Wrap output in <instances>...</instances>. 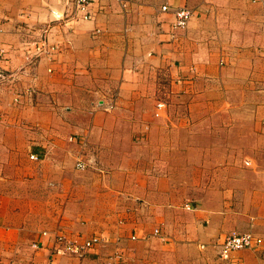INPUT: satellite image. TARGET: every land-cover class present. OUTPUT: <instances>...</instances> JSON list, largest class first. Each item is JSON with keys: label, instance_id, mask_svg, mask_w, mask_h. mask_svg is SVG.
<instances>
[{"label": "crops", "instance_id": "1", "mask_svg": "<svg viewBox=\"0 0 264 264\" xmlns=\"http://www.w3.org/2000/svg\"><path fill=\"white\" fill-rule=\"evenodd\" d=\"M69 5L0 0V69L13 73L0 78V258L92 263L89 253L50 256L46 231L101 235L93 251L103 264L115 253V264L142 255L147 264L169 255L175 264H219L207 244L248 225L231 209L238 196L219 177L211 202H200L199 188L187 209L180 191L207 180L185 186L182 176L209 172L220 135L233 128L244 133L230 141H253L264 159V0H93L90 20L68 17ZM180 7L193 13L175 28ZM44 26L55 50L29 64L24 48ZM245 193L252 229L259 222L264 231V194ZM252 234L259 246L236 252V264H264V234ZM32 242L43 243L32 250Z\"/></svg>", "mask_w": 264, "mask_h": 264}, {"label": "rangeland", "instance_id": "2", "mask_svg": "<svg viewBox=\"0 0 264 264\" xmlns=\"http://www.w3.org/2000/svg\"><path fill=\"white\" fill-rule=\"evenodd\" d=\"M9 75H13L12 72H6ZM229 116V115H228ZM227 120V117H226ZM235 121L234 119L231 120V122ZM247 131V130H245ZM243 132V130L241 128H233L231 129V131L228 132L229 137L227 135H220V143H219V147L218 150L220 153V157L217 158L216 160H214V165L213 168L209 170V172H206V174H204L203 176H197L195 175L197 172V170H194L193 172V177L192 176H182L184 178L183 183L185 184V186H187L186 182L189 180H193V179H198V178H205L207 180V184H203V185H198L199 187H196L195 185H192L190 187H188L185 191H180L182 196L184 197V200H186V202H188L189 205H185V207L187 209L192 208V205L195 204L196 202H198V200L200 198L196 197L198 193H203V199L200 200V202L202 203H208L211 202V196H212V191H214L212 189L213 186H215L214 184H212L211 182L217 181L220 177L221 182H222V187L221 188H231L230 190L235 193V195L233 197H237V204L233 205L231 208L232 210L236 207L237 211L242 212L241 214L242 217L240 218V222H243V224H248L247 227L244 229H232L228 232L225 233V235H230L232 233H243V232H251V233H257V234H264L263 230L258 227V223L255 225L256 229H252V222L256 219L255 214L253 213L252 208H255L253 206V199L250 198L248 201V193H245L247 191L253 190V191H260L263 192L264 194V190H261L260 187H264V176H262L261 174H259L260 170V166H263L264 168V159L261 158L259 156V152L261 151V149H256V147L253 146V141L251 142H243V141H233L231 142V138H237L239 135H241ZM244 133V132H243ZM259 135H257L256 137H258ZM229 138V140H228ZM254 138V137H253ZM198 141H200V145L201 146H205L203 147L204 149H206L207 144L204 140H202L201 137L198 138ZM254 147V148H253ZM208 149L210 150L211 148L209 147L208 144ZM264 149V148H263ZM253 150V151H257V156L255 155H250V157L252 158V160L248 159V158H244L245 155L249 154V152ZM229 153L230 155L227 157L224 155V153ZM263 153V151H261ZM250 161V162H249ZM176 165V163H175ZM180 166V165H179ZM217 167H219V172L221 173L220 175L217 173ZM226 168V169H224ZM230 168V169H229ZM224 169V170H222ZM213 170L215 171V173H213ZM201 182V180H200ZM182 183V184H183ZM202 183V182H201ZM181 185V184H180ZM260 185V187H259ZM186 188V187H185ZM184 188V189H185ZM200 188V190H198ZM226 190L221 189V192H225ZM245 193V194H244ZM207 194V196L205 195ZM226 199L230 198V196H227V194L224 196ZM163 224H159L156 225L154 227V229L158 230L159 232L162 230L161 226ZM261 225V224H260ZM164 226H166V224H164ZM254 227V226H253ZM153 229V230H154ZM95 236H98L99 241H101V235L99 234H94ZM163 235V234H162ZM41 236L45 237L46 240V244L44 246H48L49 244V248L53 247L54 244V239H55V234H47L46 231L41 232ZM103 237V236H102ZM135 235H131L130 239H134ZM161 239V238H160ZM163 240L161 239V241L159 240L160 243ZM220 241L219 238H217L215 241H211L207 244V246L209 245V247H214L215 251H216V261L219 264H236V252L243 250V249H236V250H232L229 253V256L227 257H222L220 254L217 253L216 250V242ZM43 242H32L30 244V247L32 248V250H37L39 247L42 246ZM95 246V245H94ZM92 246L89 249H87L88 251L84 252L82 255H76V258H83L85 256L89 254H91L93 256L92 258V263L91 264H103L105 262V260L103 261V259H100V254L99 252H95L93 251L94 249H96L97 247ZM202 246H206L205 244H202ZM210 247V248H211ZM149 247H146L144 249H147ZM153 248V247H152ZM159 248L158 244L154 245V250L155 252H157ZM188 249H190V247H188ZM251 249V248H249ZM172 254H178V251L176 253V249H172ZM144 253V252H143ZM188 254H191L192 256L195 255V251H190ZM176 256V255H175ZM174 255H169L166 256L167 259L166 260H156L154 261L152 264H175L177 261V258ZM102 257H105V255H102ZM108 258L111 260V263L113 262V264H115V260H121V257H119L116 253L114 254V256L109 255ZM116 258V259H115ZM7 260L9 261H14L16 264H26V262H24L23 260L20 261V259L18 257H13V255H9V256H5L4 259L1 257L0 258V264H5L7 262ZM148 257L147 256H140V262L139 264H147L148 261ZM129 262H131V260H128ZM29 263V262H27Z\"/></svg>", "mask_w": 264, "mask_h": 264}, {"label": "built area", "instance_id": "3", "mask_svg": "<svg viewBox=\"0 0 264 264\" xmlns=\"http://www.w3.org/2000/svg\"><path fill=\"white\" fill-rule=\"evenodd\" d=\"M64 5H69L67 12H69L70 18L76 19H83V20H90L93 18V13L89 10V6L91 5L93 0H60ZM123 1V0H119ZM163 10H166V6H162ZM192 10L187 7H180L174 9L175 15V23L174 27L179 28L185 26L188 22L190 17L192 16ZM52 14L56 18H64L63 12L59 10H52ZM49 27L44 26L40 28V33L38 38L32 41L29 45V42L26 44L27 46L24 48L25 53L24 57L29 64H33L36 60H38L42 55L50 51L55 50V46H51L48 43L47 32ZM33 46V47H32ZM9 74L3 72L0 69V78L8 77ZM18 97H14V101L18 102ZM162 105V104H160ZM32 158H36L35 156L31 155ZM77 168H84L85 163L81 161L76 162ZM155 233H159L158 230L155 229ZM55 239L53 247L49 248L50 256L53 255H82L84 252L90 250L92 246L98 243L99 238L98 236L92 235L87 238H71L64 234L55 233ZM259 246V240L255 238L249 232L243 233H232L230 235L223 236L220 241L216 242V249L217 253L220 254L222 257L229 256L230 251L236 249H249V248H256ZM5 264H16L14 261H7Z\"/></svg>", "mask_w": 264, "mask_h": 264}, {"label": "bare ground", "instance_id": "4", "mask_svg": "<svg viewBox=\"0 0 264 264\" xmlns=\"http://www.w3.org/2000/svg\"><path fill=\"white\" fill-rule=\"evenodd\" d=\"M14 97H18V99H19V97H20V94H18L17 93V95H15ZM249 233H251V232H249ZM60 234H62V233H60ZM252 234V233H251ZM65 235V234H64ZM253 235V234H252ZM254 236V235H253ZM256 238V237H255Z\"/></svg>", "mask_w": 264, "mask_h": 264}]
</instances>
